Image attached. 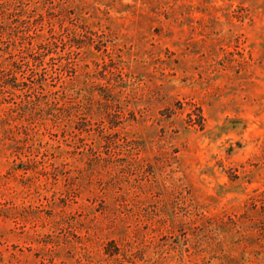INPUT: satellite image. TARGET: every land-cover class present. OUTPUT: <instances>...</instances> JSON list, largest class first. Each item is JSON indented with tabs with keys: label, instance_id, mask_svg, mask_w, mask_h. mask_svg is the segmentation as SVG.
I'll return each mask as SVG.
<instances>
[{
	"label": "rangeland",
	"instance_id": "1",
	"mask_svg": "<svg viewBox=\"0 0 264 264\" xmlns=\"http://www.w3.org/2000/svg\"><path fill=\"white\" fill-rule=\"evenodd\" d=\"M0 264H264V0H0Z\"/></svg>",
	"mask_w": 264,
	"mask_h": 264
}]
</instances>
